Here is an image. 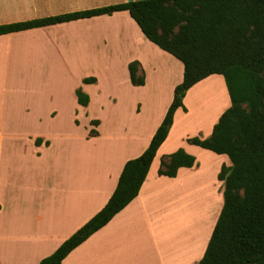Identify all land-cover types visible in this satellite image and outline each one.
Masks as SVG:
<instances>
[{"label":"crops","instance_id":"1","mask_svg":"<svg viewBox=\"0 0 264 264\" xmlns=\"http://www.w3.org/2000/svg\"><path fill=\"white\" fill-rule=\"evenodd\" d=\"M104 5L106 0H0V25ZM134 41L144 48L124 61L128 96L104 101L95 72L108 68L109 49L125 53ZM133 60L144 68V85L130 80ZM91 74L97 81L83 82ZM183 76V63L151 42L127 10L0 35V264H40L104 207L125 163L149 146ZM79 87L90 93L87 106L77 102ZM183 111L177 109L139 194L63 264H197L203 258L224 202L218 175L232 163L226 154L189 143V135L174 143ZM92 128L97 134L90 136ZM180 147L196 165L180 167L175 177L160 175L161 158ZM201 156L214 164L208 192L218 206L201 226L183 232L175 220L181 217V186L203 178Z\"/></svg>","mask_w":264,"mask_h":264},{"label":"trees","instance_id":"2","mask_svg":"<svg viewBox=\"0 0 264 264\" xmlns=\"http://www.w3.org/2000/svg\"><path fill=\"white\" fill-rule=\"evenodd\" d=\"M127 10L143 34L184 66L183 81L173 101L138 157L129 159L117 186L92 218L40 264H63L68 254L104 227L138 194L157 150L166 140L184 98L203 79L224 77L231 105L220 115L206 138L192 136L191 144L226 154L223 165L224 202L203 258L197 264H264V0H132L31 21L0 25V35ZM133 85L145 84L138 60L128 64ZM95 76L83 79L94 83ZM77 102L90 96L76 89ZM98 120H92L97 125ZM92 128L90 136L96 135ZM39 142V140H37ZM196 157L180 147L161 158L159 174L175 177L180 167H193Z\"/></svg>","mask_w":264,"mask_h":264},{"label":"rangeland","instance_id":"3","mask_svg":"<svg viewBox=\"0 0 264 264\" xmlns=\"http://www.w3.org/2000/svg\"><path fill=\"white\" fill-rule=\"evenodd\" d=\"M106 1L109 4L114 3L116 0ZM142 48H144V44L136 43L134 41V44L131 45V47L128 48L125 53H122L116 48L113 50L109 49L107 56L108 68H104L101 71L99 70L98 72H95L99 76L98 88H100L102 91L101 97H103L104 101L113 99L118 101L119 97L122 98L123 95L126 97L128 96L124 90V84L125 82H128L124 61L129 55L137 52L138 50H142ZM82 70L77 71V75L81 73ZM92 76H95L97 79L96 75ZM214 76L215 77L208 81L197 83L190 91L187 92L184 102L186 104L185 107L187 110L183 111L180 115L179 124L174 131V143L178 141L181 134H186L191 137H203L204 133H207L219 118L221 112L229 105L230 98L228 99V95L226 93V83L224 77L219 74ZM218 76L223 77L224 83L219 79ZM209 86H211L214 90L205 92V88H208ZM91 91L96 92V88H92ZM200 92L204 93L201 94ZM193 93L196 95L198 94L199 96L197 95V97L201 96L202 98H200V100L195 99L196 95ZM214 101H220V103L222 102L216 111L213 110V106L215 104ZM113 116H116V112H114ZM76 119H78L81 124L85 122L83 115L77 116ZM77 131L78 133H81V127ZM201 157V160L204 161L202 164V170L204 171L203 178L198 177L192 180L189 179L181 186V197H183L181 199L180 209L178 210L181 214V217L176 215L175 220L179 219L180 228H183V232L184 230H186V232L189 231L194 226H201V220L207 218L210 214L214 213V211L216 212L218 206V204H216L218 202H213L210 199L208 192L210 188V180H212L214 164H212L211 159L205 158L203 156ZM187 193L188 202L186 200Z\"/></svg>","mask_w":264,"mask_h":264},{"label":"bare ground","instance_id":"4","mask_svg":"<svg viewBox=\"0 0 264 264\" xmlns=\"http://www.w3.org/2000/svg\"><path fill=\"white\" fill-rule=\"evenodd\" d=\"M205 89H206L205 92H209V91H213V90H214L211 86H209L208 88L206 87ZM216 92H217V91H216ZM200 93L202 94V93H204V92H200ZM193 94H195V93H193ZM195 95H196V94H195ZM197 95H198V94H197ZM197 95H196V97H197ZM198 96H199V95H198ZM194 97H195V96H194ZM194 97H193V99H194ZM196 97H195V99H198V100H200V98H202L201 96H200V97H197V98H196ZM215 100H216V99H215ZM195 101H197V100H195ZM207 102H208V101H207ZM214 103H215V104H214V106H213V107H214L213 110L216 111V109L222 104V102L220 103V101H214ZM202 104H203V102H202Z\"/></svg>","mask_w":264,"mask_h":264},{"label":"water","instance_id":"5","mask_svg":"<svg viewBox=\"0 0 264 264\" xmlns=\"http://www.w3.org/2000/svg\"><path fill=\"white\" fill-rule=\"evenodd\" d=\"M126 1H132V0H126Z\"/></svg>","mask_w":264,"mask_h":264}]
</instances>
